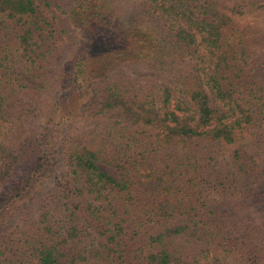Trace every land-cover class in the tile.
Segmentation results:
<instances>
[{"label":"trees","instance_id":"16d2710c","mask_svg":"<svg viewBox=\"0 0 264 264\" xmlns=\"http://www.w3.org/2000/svg\"><path fill=\"white\" fill-rule=\"evenodd\" d=\"M0 264H264V0H0Z\"/></svg>","mask_w":264,"mask_h":264},{"label":"rangeland","instance_id":"374dc122","mask_svg":"<svg viewBox=\"0 0 264 264\" xmlns=\"http://www.w3.org/2000/svg\"><path fill=\"white\" fill-rule=\"evenodd\" d=\"M69 46V42L67 40H64L62 42H58L57 44V53L59 56H63L67 53V49ZM100 168L105 171L106 173H108L111 176H114L113 170L105 167V166H100Z\"/></svg>","mask_w":264,"mask_h":264}]
</instances>
